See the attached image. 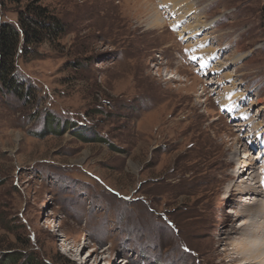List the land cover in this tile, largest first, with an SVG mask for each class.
<instances>
[{
  "label": "rangeland",
  "instance_id": "1",
  "mask_svg": "<svg viewBox=\"0 0 264 264\" xmlns=\"http://www.w3.org/2000/svg\"><path fill=\"white\" fill-rule=\"evenodd\" d=\"M173 1L0 0L23 94L0 83V264L234 263L264 0Z\"/></svg>",
  "mask_w": 264,
  "mask_h": 264
},
{
  "label": "bare ground",
  "instance_id": "2",
  "mask_svg": "<svg viewBox=\"0 0 264 264\" xmlns=\"http://www.w3.org/2000/svg\"><path fill=\"white\" fill-rule=\"evenodd\" d=\"M164 1H167V0H164ZM173 2H174L173 5H175V4L177 5V3L179 1L174 0ZM175 9H176V7H172L171 11L173 12V11H175ZM177 11H178V9H177ZM157 15L159 16V14H157ZM187 29L194 31V28H192V29L187 28ZM197 31H198V29H197ZM185 32H187L186 29H185ZM228 76H230V75H227V77ZM240 95H242V94H237V96H240ZM221 103L224 104L223 101H221ZM260 103H262V102L260 101ZM263 105H264V101H263ZM259 125H261V123H259ZM246 136H247V134H246ZM256 136L258 137V134ZM254 140H256V139L255 138L251 139L250 144ZM246 141H248V140L246 139ZM247 151H250L249 148H247ZM249 155L250 156L247 155L248 159L246 160V163H244L242 165L243 166L242 169L238 170L240 173L238 176H239V179L241 178V182H244L245 179H242V178L246 177V176H241V175H244L245 171H248L250 169V166L253 164V162L248 161L250 159L249 157H251L250 153H249ZM242 170H244V171H242ZM258 171H261V174L258 173ZM253 173H256V174L258 173V175H259V178H258V175L255 174V177H257L256 183L254 182L255 184L254 183L251 184V182H249V185L246 186V189L242 192L243 198H234L232 200V203H234L236 205H234L233 209H229V211H228V213L231 214V217L232 218L234 217V219L235 218L237 219V217H239V216L243 217V219H241V220L238 219V222H241V223L236 228V231H235L237 233L236 234L237 237H235L232 242L230 241L231 242L230 244L233 245V247L227 248V249L231 250V253L237 254L230 261H232L234 263L237 260L241 261L238 264H264V167L257 170V172L253 171ZM261 175H262V178H261ZM247 179L249 181H251L250 178L247 177ZM242 186L243 185L239 184L237 187L240 188ZM253 188H255V189H253ZM251 190L254 193H252ZM228 191H229V189H228ZM240 199H242L244 202L242 204H237L236 200H240ZM248 199H250V200H248ZM238 213H241V214H238ZM236 214H238V215H236ZM236 222H237V220H236ZM225 257H226V255H225ZM119 258H120V256H119Z\"/></svg>",
  "mask_w": 264,
  "mask_h": 264
},
{
  "label": "trees",
  "instance_id": "3",
  "mask_svg": "<svg viewBox=\"0 0 264 264\" xmlns=\"http://www.w3.org/2000/svg\"><path fill=\"white\" fill-rule=\"evenodd\" d=\"M23 33L25 34L24 42L27 45L38 43L40 39L38 36L36 39L32 40V43H30L26 27L23 28ZM20 35V31H18L16 26L12 23L4 22L0 25V83L7 90H14L17 93H20V95H23L19 90V86L21 87V85L18 84L15 79V72L13 71L14 57L20 42ZM29 263H32V261Z\"/></svg>",
  "mask_w": 264,
  "mask_h": 264
}]
</instances>
